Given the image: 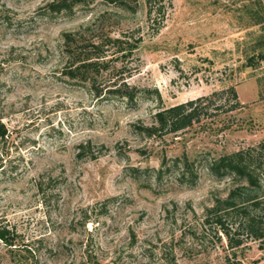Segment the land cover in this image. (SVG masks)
Masks as SVG:
<instances>
[{"label": "rangeland", "instance_id": "1", "mask_svg": "<svg viewBox=\"0 0 264 264\" xmlns=\"http://www.w3.org/2000/svg\"><path fill=\"white\" fill-rule=\"evenodd\" d=\"M49 1L0 0V229L14 243L0 239V264H264V240L241 229L231 248L209 214L256 187L213 174L221 155L251 150L264 193V0H164L152 14L146 0L135 13L95 0L70 15L45 14ZM108 37L138 47L125 57ZM98 43L107 66L96 82L71 77L72 51ZM123 81L133 101L111 92ZM231 86L243 106L229 110L225 93L179 132L137 130L163 107ZM185 157L194 183L178 175ZM222 213L235 232L237 212Z\"/></svg>", "mask_w": 264, "mask_h": 264}, {"label": "trees", "instance_id": "2", "mask_svg": "<svg viewBox=\"0 0 264 264\" xmlns=\"http://www.w3.org/2000/svg\"><path fill=\"white\" fill-rule=\"evenodd\" d=\"M95 0H51L47 2L42 10L45 14H67L70 15L74 12L77 6L87 5ZM114 3L122 10L135 13L137 11V0H108ZM135 1V2H134ZM148 5V12L152 14L155 8L158 7L160 11L164 9V0H146ZM68 39L72 42L78 41L72 36H68ZM105 42L112 43L116 46L117 52H124L122 56H130L134 50L138 47V44L130 41L126 38L120 37H108ZM100 44V45H99ZM101 43L92 44L95 51H91L87 48V51L83 50L77 52L76 49L72 51L74 59L68 68V74L71 77L79 78L83 81L92 80L96 82L97 75L100 73L102 67L107 66V62H101L99 60V51L101 49ZM87 47V45H86ZM91 52V53H88ZM97 54V55H95ZM94 58H98L94 60ZM111 88V92L117 94L120 97L126 98L128 101H133L137 96V88L130 86L125 81L122 84ZM95 95L101 96L102 89L96 84L94 85ZM225 93H230L234 99V103L229 107V110H233L243 106L239 101L237 91L234 86L221 91H214L207 96H201L195 99H190L185 102L163 107L154 113V122L150 125H139L137 130L141 134H145L148 137H162L169 133H176L183 129L192 126L194 123L200 122L202 117L208 115V110L213 104L214 98L221 96ZM219 109L220 107L217 106ZM6 128L1 121L0 115V138L6 136ZM264 147V143L262 144ZM83 150L86 146L82 145ZM83 152V151H82ZM253 164V157H251V150H238L232 153L221 155L218 158L213 159L209 164L211 172L217 176H223L227 174H235L241 180H247L256 187H249L243 185V187H237L232 190L229 197L224 201L218 202L214 207L209 209V214L212 216L219 228L225 233L228 238L231 248L240 246L243 243V239L237 237L236 234L240 233L241 229L248 231L255 239L264 240V219L258 215H251L249 212V205H253L264 210V193L261 194L262 187L258 186V181L254 178V174L251 171ZM260 167L262 165L258 164ZM193 163L188 158H184V164L179 167V177L181 180L186 179L187 172L190 173L189 182L194 183L197 179L196 173H193ZM164 173L163 168L159 170L158 177H161ZM225 204V206H223ZM226 212L234 210L237 212V216L240 218L237 223L235 232L232 231L227 225ZM11 232L7 229H0V239L6 241V243L12 246L13 239L10 236Z\"/></svg>", "mask_w": 264, "mask_h": 264}]
</instances>
